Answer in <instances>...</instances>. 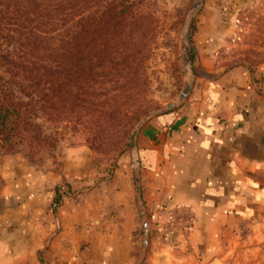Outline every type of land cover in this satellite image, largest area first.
<instances>
[{"label":"crops","instance_id":"1","mask_svg":"<svg viewBox=\"0 0 264 264\" xmlns=\"http://www.w3.org/2000/svg\"><path fill=\"white\" fill-rule=\"evenodd\" d=\"M77 147L3 165L0 264H212L237 233L264 237V84L246 66L147 120L138 161L103 174Z\"/></svg>","mask_w":264,"mask_h":264},{"label":"rangeland","instance_id":"2","mask_svg":"<svg viewBox=\"0 0 264 264\" xmlns=\"http://www.w3.org/2000/svg\"><path fill=\"white\" fill-rule=\"evenodd\" d=\"M132 9V31L119 35L122 44L112 53V64L106 67L94 57L88 72L96 71V81L82 84L78 97H68L61 111L57 103L32 114L49 144L28 153L23 144H7L0 132V187L6 161L46 164L77 146L100 172L111 173L136 153L131 134L139 122L171 102L179 104L192 81L195 85L243 65L264 84V0H144ZM2 73L10 76L8 70ZM236 235L212 264H264V237L249 231ZM183 264L197 263L186 259Z\"/></svg>","mask_w":264,"mask_h":264},{"label":"trees","instance_id":"3","mask_svg":"<svg viewBox=\"0 0 264 264\" xmlns=\"http://www.w3.org/2000/svg\"><path fill=\"white\" fill-rule=\"evenodd\" d=\"M140 1L0 0V132L7 144L33 153L50 143L32 114L57 103L61 111L82 84L96 81L94 57L112 64L118 37L132 31V7Z\"/></svg>","mask_w":264,"mask_h":264},{"label":"water","instance_id":"4","mask_svg":"<svg viewBox=\"0 0 264 264\" xmlns=\"http://www.w3.org/2000/svg\"><path fill=\"white\" fill-rule=\"evenodd\" d=\"M193 81L188 83L185 87V89L183 90V92L181 93L180 95V103L177 104L176 102H171L168 104V106L166 108H164L161 112V113H166V112H169L171 110H173L174 108H176L178 105H181L184 103L185 100H187V98L189 97L192 89H193ZM156 115H159L158 114H153L152 116L148 117V118H145L143 120H141L139 122V124L136 126V128L133 130L132 134H131V145L132 147H134L135 149H137V135H138V132L140 130V128L142 127V125L147 121L149 120L150 118L156 116ZM136 154V155H135ZM133 154V158L135 161H138L139 160V156H138V153L136 151V153ZM136 177H137V181H139V174L138 172H136ZM142 210H143V207H142ZM145 215V213L143 214ZM143 231H144V235H145V242H147V239H148V225H147V221L144 220L143 222Z\"/></svg>","mask_w":264,"mask_h":264}]
</instances>
